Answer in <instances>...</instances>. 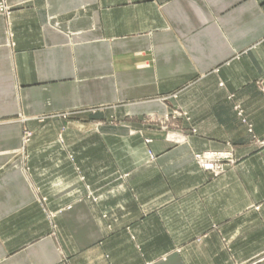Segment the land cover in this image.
I'll return each instance as SVG.
<instances>
[{"label":"crops","instance_id":"1","mask_svg":"<svg viewBox=\"0 0 264 264\" xmlns=\"http://www.w3.org/2000/svg\"><path fill=\"white\" fill-rule=\"evenodd\" d=\"M7 3L0 264H264V0Z\"/></svg>","mask_w":264,"mask_h":264},{"label":"rangeland","instance_id":"2","mask_svg":"<svg viewBox=\"0 0 264 264\" xmlns=\"http://www.w3.org/2000/svg\"><path fill=\"white\" fill-rule=\"evenodd\" d=\"M6 2H7V0H6ZM9 14H10V12H9ZM229 97H231V96H229ZM233 110L236 113V115L240 118L241 122L246 125L247 132H248V134L251 135V141H254L256 144H259L260 142L258 140H256L252 134L251 124H249L247 122L246 118L244 117L243 109H242L241 105L238 103H234L233 104ZM31 138H33L32 132L28 129L22 128V131L20 134L21 143L26 144V143L31 141ZM166 138L168 140H171V141L177 142V143L184 140L183 138H179V136H176L175 134H173V135L168 134L166 136ZM202 154H210L211 156H208L209 158L214 159V161H219V162H214L217 164L216 168H214V167L212 169L204 168L196 158L198 155H200L202 157ZM193 160L203 171L207 172L208 174H210L213 177L218 176L220 174H223L227 169L233 167L236 163V159L234 156L233 149H232V147H229V146L227 148H225L224 150H211V151L205 150V151L195 152L193 154Z\"/></svg>","mask_w":264,"mask_h":264},{"label":"built area","instance_id":"3","mask_svg":"<svg viewBox=\"0 0 264 264\" xmlns=\"http://www.w3.org/2000/svg\"><path fill=\"white\" fill-rule=\"evenodd\" d=\"M10 12V7L8 6L6 0H0V14L8 15ZM210 154H202V157L198 155L196 158L201 163V165L206 169H212L213 167L216 168V163L219 161H214V159L209 158Z\"/></svg>","mask_w":264,"mask_h":264}]
</instances>
